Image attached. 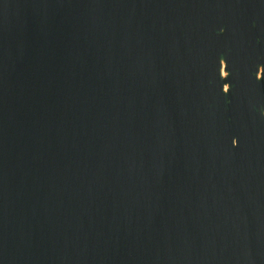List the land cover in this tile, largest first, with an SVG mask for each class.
<instances>
[{
	"label": "water",
	"instance_id": "1",
	"mask_svg": "<svg viewBox=\"0 0 264 264\" xmlns=\"http://www.w3.org/2000/svg\"><path fill=\"white\" fill-rule=\"evenodd\" d=\"M0 264H264V0H0Z\"/></svg>",
	"mask_w": 264,
	"mask_h": 264
},
{
	"label": "bare ground",
	"instance_id": "2",
	"mask_svg": "<svg viewBox=\"0 0 264 264\" xmlns=\"http://www.w3.org/2000/svg\"><path fill=\"white\" fill-rule=\"evenodd\" d=\"M223 72H224V74H227L224 68H223ZM259 75H261V74L259 73Z\"/></svg>",
	"mask_w": 264,
	"mask_h": 264
},
{
	"label": "rangeland",
	"instance_id": "3",
	"mask_svg": "<svg viewBox=\"0 0 264 264\" xmlns=\"http://www.w3.org/2000/svg\"><path fill=\"white\" fill-rule=\"evenodd\" d=\"M227 73V72H226Z\"/></svg>",
	"mask_w": 264,
	"mask_h": 264
}]
</instances>
